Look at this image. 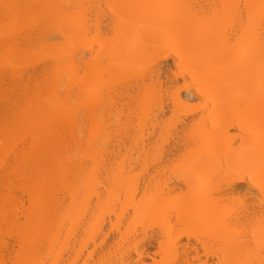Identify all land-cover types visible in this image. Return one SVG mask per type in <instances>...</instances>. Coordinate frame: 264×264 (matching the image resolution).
Returning <instances> with one entry per match:
<instances>
[{
	"label": "bare ground",
	"instance_id": "bare-ground-1",
	"mask_svg": "<svg viewBox=\"0 0 264 264\" xmlns=\"http://www.w3.org/2000/svg\"><path fill=\"white\" fill-rule=\"evenodd\" d=\"M247 2L258 4L260 0H3L0 2V29L2 26L3 31L4 4L39 5L41 6L39 9H22V11H38L45 16L48 20L49 33H52L53 28L57 32L62 29L72 36L67 47L68 62L55 71L49 66L50 82L36 91L34 90L36 88L30 86L33 80L30 82L27 78L36 79V74L39 77L43 75L36 73L38 71L35 72L36 58H31L32 67L27 74L33 72L35 76L32 74L31 77L30 74L26 80L30 82L29 87L36 94L28 88L27 83L29 91L24 89L26 93L23 92L25 98H27L25 94L29 95L27 92H33L36 96L34 95L31 101L29 98L33 93H30L31 96L29 95L27 100L23 101L25 104L21 103L23 105L21 106L19 103L22 100H16V93L13 97L15 90L12 91L11 88L18 87L15 84L13 86L12 83L10 87L8 84L10 91L13 92L12 95L3 88L2 82L5 81L4 77L18 76L23 70L26 71L27 67L21 70L19 65L17 68L20 72L16 74L12 70L6 72L5 59L7 57L10 62L11 55L18 57V51L13 47L15 41L18 45L23 40L27 47L37 44L44 46L46 34L42 32L37 35L32 31L11 29L10 31L16 32V35L8 38L6 44V34L0 31L3 34L0 35V261L11 254L14 255L11 249L6 253L4 247L6 212L9 217L7 227H10L11 220L16 216L30 215V222L26 228L28 247L34 259H42L47 264H135L145 256V249L156 241L158 250L151 258L153 261L160 251L161 241L158 234L160 236L162 233L155 226V221L137 226L134 222V213L129 215V210L139 204V197L144 195L145 189L149 190L150 195L157 191L171 193L174 185L176 187L181 183L179 180H168L165 170L183 151H186L185 132L190 128V123H185L189 120L188 117H184L182 122L176 119L179 121L178 124L171 121L173 113L166 90L163 96L158 91L155 95L152 94V90L159 84L160 73H157L155 83L151 75L142 74L145 60L139 55V47L142 43L141 36L154 31L151 23L139 10L119 9L127 20L124 25V35L127 45L133 49V52L129 54L118 48L109 49L105 54L111 56L112 62L107 65L111 68V74L104 78L100 71H93L85 80L77 77L76 68L82 63H87L90 53L87 57L83 54L77 57L76 53L84 44H87L84 52L88 53L91 45L88 41L78 39L85 9L74 6L186 3L209 5ZM169 11L174 17L184 14L182 9ZM90 23L95 28L108 32L111 31L114 21L111 13L105 14L104 8L97 7L93 10ZM168 27L181 30L177 21L171 22ZM182 30L188 41L187 47L183 49L186 55L192 58L204 55V40L194 29ZM18 35L21 37L18 38ZM14 38L21 39L14 41ZM10 39L14 43L9 41ZM3 42L6 45L12 42L13 49L10 51V45L6 48ZM15 52L18 54H14ZM165 64L171 67L175 64V60H172L171 64L165 60ZM225 71L234 72L235 79L232 86L225 89L220 97L222 115L218 120L216 139L221 148H227L237 139L240 131L237 125L240 121L232 109V102L250 85L247 71L242 63L227 65ZM39 77L38 79H42ZM22 78L21 80H24ZM164 79H167L166 71ZM15 80L9 82H22L20 79L14 82ZM8 85L5 87L7 88ZM256 87L258 88V81ZM20 90L17 98L20 95L22 97ZM16 101L19 103L17 104ZM254 102L258 105V97ZM165 107H167L166 111L169 108L167 113ZM168 112H171L170 120L166 119ZM168 121L171 125L174 123V126L182 123V128L179 129L180 125L178 128L173 125L168 126L170 124ZM177 129L182 131H179L181 134L176 132ZM231 129L236 133L230 132ZM171 130H175V133ZM169 132L171 136L177 133L178 137L176 135V139L171 140ZM164 147L169 148L165 151ZM163 154L167 158L163 157ZM161 159L166 161L163 160L162 164ZM25 173L28 177L34 175L51 177L42 197L46 209L42 214L35 211L29 213V185L24 179ZM65 176L71 179L66 182ZM176 189L177 187L175 192ZM16 192H19L22 198L15 197L13 193ZM6 194H8L7 201ZM133 196L136 197L135 200ZM255 200L257 202L254 201L256 204L253 211L258 210L260 206L259 199ZM142 207L150 209L151 203L146 201ZM185 207L192 214L198 211L190 204ZM257 219L255 221H258ZM177 235L179 238L182 236L179 233ZM243 243L240 242L236 255H239L238 252L246 255L247 249L241 247ZM183 244L185 243L180 240L179 245L182 247ZM186 245L188 246V243ZM193 246L192 243L191 247ZM185 249H179V256L182 258H186ZM256 259L259 261V257Z\"/></svg>",
	"mask_w": 264,
	"mask_h": 264
},
{
	"label": "snow or ice",
	"instance_id": "snow-or-ice-1",
	"mask_svg": "<svg viewBox=\"0 0 264 264\" xmlns=\"http://www.w3.org/2000/svg\"><path fill=\"white\" fill-rule=\"evenodd\" d=\"M40 7L3 5L6 44L8 38L16 35L11 29L46 34L44 46L14 45L18 59L9 62L6 57L4 64L6 72H15L19 65L31 68V58L35 57L37 69H44L43 78L37 80V89L50 82L49 66L55 71L68 62L67 47L72 39L71 34L62 29L57 32L53 28L49 33L47 18L38 11H22ZM74 7L85 9L78 39L91 45L88 53L84 52L87 44L81 45L76 53L77 57L81 54L87 57L90 53L87 63L76 68L77 77L86 80L93 71H100L107 78L111 74L107 65L112 61L105 53L113 48L129 54L133 52L124 35L127 20L119 9L139 10L154 28L141 36L139 55L145 60L142 74L151 75L155 83L160 73L159 84L152 94L158 91L163 96L167 91L173 122L177 117L180 120L189 118L185 122L190 123L185 132L186 151L165 173L168 180L181 182L176 192L157 191L150 195L145 189L139 204L129 210V215L134 213L137 226L155 221L162 233L158 237L161 244L156 259H140L135 264H264V0L258 4H86ZM97 7L104 8L105 14L111 13L114 21L111 31H101L90 23ZM173 9H182L184 14L174 17L169 11ZM173 21L180 24L181 30L168 27ZM183 28L194 29L204 40V55L197 58L186 55L183 49L188 41ZM165 60L169 64L175 60V64L169 67ZM241 63L250 85L232 102L240 131L236 140L227 148H221L216 139L222 115L220 97L235 79V73L225 71V67ZM257 97L258 105L254 102ZM24 179L29 185V213L42 214L46 210L42 197L51 177H28L25 173ZM64 179L67 182L71 177ZM257 198L260 206L253 211ZM146 201L151 203L150 209L142 207ZM189 204L198 209L195 214L186 210ZM257 215L258 224L255 222ZM29 222L30 215L16 216L7 227L6 212L4 247L6 253L11 249L14 255L0 264H47L42 259H34L28 247L26 228ZM177 233L188 237L186 258L179 256ZM193 240L194 248L191 247ZM241 241L244 242L242 247L247 249L243 256L236 255ZM201 253L209 259H203ZM257 254L259 261L255 258Z\"/></svg>",
	"mask_w": 264,
	"mask_h": 264
},
{
	"label": "rangeland",
	"instance_id": "rangeland-1",
	"mask_svg": "<svg viewBox=\"0 0 264 264\" xmlns=\"http://www.w3.org/2000/svg\"><path fill=\"white\" fill-rule=\"evenodd\" d=\"M2 1H3V0H1L0 2H2ZM3 17H4V16H3ZM3 19H4V18H3ZM2 21H3V20H2ZM2 21H1V23H2ZM2 24H3V23H2ZM3 26H4V24H3ZM1 28L3 29L2 26H1ZM2 29H0V31H1L3 34H5V32H4L5 29H4V31H3ZM2 33H0V35H1ZM3 34H2V35H3ZM19 37H21V35H20V36L18 35V38H19ZM16 39H17V38H16ZM16 39L14 38L13 40L15 41ZM20 39H21V38H20ZM20 39H17V40L20 41ZM13 40L10 39L9 41H12V42L14 43ZM36 40H37V39H36ZM3 41H4V40H3ZM41 41H42V40H41ZM41 41H39V42H41ZM4 42H5V41H4ZM4 42H3V43H4ZM12 42H9L8 45H6V44L4 43V46H5L6 48L11 47V48H9L10 51H11V49H13V48H12V46H13ZM37 42H38V41H37ZM10 43H11L12 45H11ZM16 43H17V41H15L14 44L16 45ZM32 43L34 44V42H32ZM21 44H24V43H23V40H22V43H21V42H20V44L18 43V45H21ZM9 45H10V46H9ZM24 45H26V44H24ZM24 45H23V46H24ZM29 45L32 46V44H28V46H29ZM37 45H39V44H37ZM8 46H9V47H8ZM26 46H27V45H26ZM2 47H3V46H2ZM13 47H14V46H13ZM29 47H30V46H29ZM15 49H16V48H15ZM15 49H14V50H15ZM14 50H13V51H14ZM15 51H16V50H15ZM11 53H12V52H11ZM16 53H17V52H15L14 54H16ZM17 54H18V53H17ZM17 54H16V55H17ZM18 56H19V54H18ZM15 57H17V56H15ZM15 57H12V55H11V58H10V59H11L12 61H13V60H16ZM12 58H13V59H12ZM14 58H15V59H14ZM10 59H9V60H10ZM17 59H18V57H17ZM35 60H36V59H35ZM12 61H10V62H12ZM33 62H34V61H33ZM34 63H36V62H34ZM36 64H37V63H36ZM23 67H24L23 65H20L19 69L23 70ZM26 69H27V70H26L27 72L23 70L24 73L21 71L23 74L21 73V74H19L18 76H16V75H15V76H12V75H11L12 77H11V76H6V73H5V76H6V77H4V78H5V79H4L5 81L2 82L3 84L1 83L2 86H3V88H5L6 91L8 90V91H7L8 93L11 92V93H9V94H12V95H13V92H12V91L15 90V91H14V96H13V97L16 96L15 93L17 94V96H19V95H18V94H19V93H18V90H20V89H21V86L24 85V86H22V89H21L22 91H21V90H20L21 92L19 91L20 94H22V97H21V95H20L19 98H17V96H16V100H17V99H21V100H22V102H20V103L17 102L18 100L16 101L17 104L19 103V105H21V106H23L21 103H23V101L27 100V98L29 97V95L31 96V94L34 92L33 89H32L31 87H29V85H30L29 83L31 82V80H33V81L31 82V85H30V86H32L33 88H36V89H34V90L36 91V90H37V87L35 86V84H36V81H35V80H37L38 77H39V75L36 74V76H35V73H33V72L31 71L32 74H33V76H35L36 79H33V78L30 79V78H27V80L30 81V82H28V81L26 80V77H28L31 73L27 74V73L30 72V71H28L29 68H26ZM51 69H52V68H51ZM51 69H50V68L48 69L49 72L51 71ZM39 70H40V69H37V70H35V72L38 71V72H36V73H39L40 75H43V74H44V71H43L44 69L41 67L40 72H39ZM41 71H42L43 74L41 73ZM16 72H20V71H18V68L16 69L15 74H16ZM25 72H26V74H25ZM0 74H1V73H0ZM13 74H14V73H13ZM24 74H25L26 76H25ZM32 74H31V77H33ZM3 75H4V74H3ZM7 75H8V74H7ZM21 75H22V76H21ZM20 76H21V77H20ZM37 76H38V77H37ZM7 77H8V78H7ZM14 77H17V79H20V81H22V82H19V83L16 82L17 79L14 78ZM18 77H19V78H18ZM22 77H24V78H22ZM29 77H30V76H29ZM40 77L43 78V76H40ZM40 77H39V78H40ZM11 78H14V79H12V80H15V79H16V80L14 81V82H16V83L9 82V81H12V80H10ZM21 78L24 79V80H26V81L21 80ZM18 81H19V80H18ZM6 82H7V83H6ZM33 82H34V83H33ZM11 83H12L13 86H14V84H15L16 87H18V88L20 87V88H19V89H18V88L15 89V88H14L15 86H14V87H11ZM17 83H18V84H21V86H18ZM26 83L28 84V88H29V89L31 88V90L33 91V92H27V93H29L28 96L25 94V96H26L27 98L24 97V92H25V90L27 89V84H26ZM4 84H5V85H4ZM8 84H10V87L12 88V91H10L11 88H9V85H8ZM25 84H26V86H25ZM32 84H34L35 87H34ZM7 85H8V87L6 88L5 86H7ZM25 87H26V88H25ZM8 88H9V89H8ZM24 89H25V90H24ZM31 90H30V91H31ZM23 91H24V92H23ZM27 91H29V90L27 89ZM25 93H26V92H25ZM30 93H31V94H30ZM34 93H35V92H34ZM34 93L32 94V97L29 98L30 100H31V98H32V100H33V97H34V95L36 94V93H35V94H34ZM35 96H36V95H35ZM23 97H24V98H23ZM9 98H10V96H9ZM22 98H23V99H22ZM11 99H12V98H11ZM12 100H14V99H12ZM21 100H19V101H21ZM32 100H31V101H32ZM29 102H30V101H29ZM23 104H25V103H23ZM166 108H167V107H165V113H167V111L169 110V108H168L167 111H166ZM124 110L126 111L125 108H124ZM170 110H171V108H170ZM171 111H172V110H171ZM170 113H171V112H168V114H170ZM172 113H173V111H172ZM168 114H167V118L164 117V118H166L167 120H168L169 117H171V114H170L169 116H168ZM172 118H173V114H172ZM185 118H186V117H185ZM166 119H165V120H166ZM177 119L179 120V118H177ZM169 120H170V118H169ZM171 121H173V120L171 119ZM183 121H184V119H183ZM166 122H167V121H166ZM168 122L170 123V121H168ZM177 122H179V121H175V124H178ZM181 122H182V120H181ZM173 124H174V123H173ZM173 124H172V125H173ZM181 124H182V123H181ZM181 124H179L180 126H179V125H175V126H177V127H175L174 125H173V126H174L175 128H178V126H179V129H180V127L182 126ZM165 125L167 126V123H165ZM169 125H171V123L168 124V126H169ZM172 125H171V126H172ZM181 128H182V127H181ZM171 129H174V128H171ZM179 129H177L178 131H176V132H179V131L182 132V131L179 130ZM175 130H176V129H175ZM175 130H173L174 132L171 130V132H172V133H175ZM231 130H232V131H230V132H232V133L235 132V133H236V131H235L234 129H231ZM171 132H169L168 134L170 135ZM180 132H179V133H180ZM180 134H181V133H180ZM180 134H179V135H180ZM169 135H168V137H169ZM176 135H177V137H178V134H177V133H176L175 135L173 134L174 137L170 135V139H171V137H172L171 140H174V138H175ZM175 139H176V138H175ZM171 140H170V141H171ZM168 142H169V139H168ZM172 142H173V141H172ZM168 144L171 145V143H168ZM166 146H167V145H166ZM167 148H169V147H164V150L167 149ZM165 151H167V150H165ZM165 156H166V155L163 154V157H165ZM166 158H167V156H166ZM163 160H165V159H163ZM163 160L161 159L162 164H163ZM165 161H166V160H165ZM164 163H166V162H164ZM165 171H166V170H165ZM165 177H166V176H165ZM163 178H164V177H163ZM172 182H173V181H171V183H172ZM172 185H173V184H172ZM176 187H177V186H176ZM176 187H175V185H174V189H173V190H174V193H175V188H176ZM0 188H1V187H0ZM173 190H172L171 193H173ZM176 190H177V189H176ZM0 191H1V190H0ZM2 192H3V191H2ZM16 193H17V194H16ZM16 193H13V195H14L15 197L22 198V195H21L19 192H16ZM3 194H4V193H3ZM0 195H1V193H0ZM23 198H24L23 200H25V197H23ZM254 201H256V200H254ZM256 202H257V201H256ZM25 204H26V203H25ZM254 204H256V203L254 202ZM255 210H256V209H255ZM257 216H258V215H257ZM257 218H258V217H257ZM257 218L255 217V220H256ZM249 219L252 220V217L249 218ZM257 220H259V218H258ZM255 222L258 223V221H255ZM156 230H157V229H156ZM158 237H159V234H158ZM180 240H181V242H183V243H185V244H183L182 247H181V245H179V244H180V243H179V244H178L179 247L185 249L186 247H184V245H186L187 243L189 244L188 237L186 236V238H185V236H180L179 241H180ZM185 241H187V242H185ZM154 242L156 243V241H154ZM154 242L152 243V245L148 246V247L145 249V251H144V252H145V256L143 257V260H145V261H151V258H152L153 256H155V254H156V252H157V250H158V246H157V243L155 244ZM192 243L194 244V246H193L192 248H194V247H195V240H193ZM178 245H177V247H178ZM186 246H187V245H186ZM179 247H178V248H179ZM241 247H242V246H241ZM181 248H179V249H180V250H183V249H181ZM242 248H243V247H242ZM241 250H242V249H241ZM241 250H239V251H241ZM243 250H244V249H243ZM238 253H239L240 256H243V255H244V254H242V252H241V254H240V252H238ZM243 253H245V252H243ZM181 254H182V253H181ZM246 254H247V253H246ZM11 255H12V254H11ZM11 255H9V256H11ZM201 255H202V258H203V259H205V260L209 259V257H204L202 253H201ZM9 256H8V257H9ZM256 257H259V255H257ZM256 257H255V258H256ZM259 258H260V257H259ZM257 261H258V260H257Z\"/></svg>",
	"mask_w": 264,
	"mask_h": 264
}]
</instances>
